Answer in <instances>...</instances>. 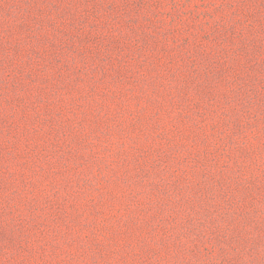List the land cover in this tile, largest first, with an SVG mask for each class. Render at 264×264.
<instances>
[{
  "label": "rangeland",
  "instance_id": "374dc122",
  "mask_svg": "<svg viewBox=\"0 0 264 264\" xmlns=\"http://www.w3.org/2000/svg\"><path fill=\"white\" fill-rule=\"evenodd\" d=\"M0 264H264V0H0Z\"/></svg>",
  "mask_w": 264,
  "mask_h": 264
}]
</instances>
